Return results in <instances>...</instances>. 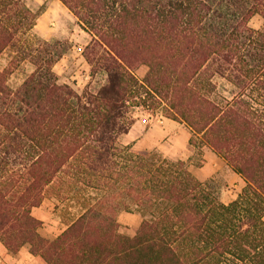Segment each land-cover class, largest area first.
I'll return each mask as SVG.
<instances>
[{
	"label": "trees",
	"instance_id": "16d2710c",
	"mask_svg": "<svg viewBox=\"0 0 264 264\" xmlns=\"http://www.w3.org/2000/svg\"><path fill=\"white\" fill-rule=\"evenodd\" d=\"M60 1L92 36L91 75L106 79L81 92L60 82L62 52L33 34L42 9L0 0V56L11 53L0 69V241L45 264H264V0ZM23 62L34 69L12 88ZM148 100L241 176L231 201L185 161L119 143ZM47 195L78 210L54 239L32 214ZM121 211L142 216L133 236Z\"/></svg>",
	"mask_w": 264,
	"mask_h": 264
},
{
	"label": "crops",
	"instance_id": "0c3cea01",
	"mask_svg": "<svg viewBox=\"0 0 264 264\" xmlns=\"http://www.w3.org/2000/svg\"><path fill=\"white\" fill-rule=\"evenodd\" d=\"M25 1L33 11L42 9L34 27L35 33L41 39L50 41L66 38L72 44V48L83 57L84 47L90 43L92 36L81 27L78 19L60 0ZM64 57L67 59L66 55ZM55 69H57V62L54 65V71ZM87 76L85 78H88ZM190 137V129L184 123L173 119L158 120L150 126H146L142 120H138L134 121L128 131V144L136 150H157L166 158L185 161L191 173L200 181L218 179L222 184L234 188L244 184L241 176L208 147L201 148L202 164L195 165L191 159L194 146L189 144ZM233 196H226L224 201H231ZM32 214L43 222L39 232L47 239H54L65 229L63 228L55 234V227L48 226V222L54 217V208L45 201L39 207L34 208ZM0 264H45V262L34 256L28 245H24L18 252L12 253L0 241Z\"/></svg>",
	"mask_w": 264,
	"mask_h": 264
},
{
	"label": "rangeland",
	"instance_id": "374dc122",
	"mask_svg": "<svg viewBox=\"0 0 264 264\" xmlns=\"http://www.w3.org/2000/svg\"><path fill=\"white\" fill-rule=\"evenodd\" d=\"M262 24L263 19L260 15L253 16L249 22V25L255 29H259ZM33 34L36 38L41 39V37H39L35 33L34 29ZM50 42L57 44L56 48L54 49L55 52L60 51L63 54L57 61V69H55L60 82L70 83L80 92L84 89L95 91L103 83H105V74L99 71L96 74L91 75V68L86 63L84 55L82 57L78 51H75L68 39H52L50 40ZM65 55L67 59H64ZM10 59L11 53L9 51L4 52L0 56V69L8 67ZM63 64L66 65L64 66ZM33 69L34 66L31 63H21L20 66L17 69H14L10 74L8 80L9 85L12 88H17L33 71ZM146 71V66H140L134 70V73L136 77L142 80L146 74ZM86 76L88 78H85ZM217 82L219 84L220 90L224 94H227V90H229L231 86L222 79H218ZM224 89H226V91H224ZM150 100H148V105H146L145 107H139L132 110V115L135 122L138 120L140 121L146 119V123L143 124L146 126H150L152 123H155L158 120H167L164 106L158 105L157 107H155V103ZM118 141L121 145H128V133L121 135ZM201 153L202 150L198 145L194 147V153L191 159L195 165L202 164ZM206 182L210 183L213 190L219 195L222 200H225L226 196L232 197L233 194L237 193L244 185L243 184L234 188L229 185L222 184L221 180L218 179H212ZM44 201L54 208V217L48 222V226L50 225L51 227H55V234L59 233L63 228L66 227V222L71 219V214H75L78 212L76 208H68V206H66L64 203H59L56 198L49 195L46 196ZM118 220L121 224L120 231L124 234L133 236L142 221V216L138 212L121 211L118 214Z\"/></svg>",
	"mask_w": 264,
	"mask_h": 264
},
{
	"label": "built area",
	"instance_id": "2783aa9c",
	"mask_svg": "<svg viewBox=\"0 0 264 264\" xmlns=\"http://www.w3.org/2000/svg\"><path fill=\"white\" fill-rule=\"evenodd\" d=\"M142 121H143V123H146L147 120L146 119H143Z\"/></svg>",
	"mask_w": 264,
	"mask_h": 264
}]
</instances>
